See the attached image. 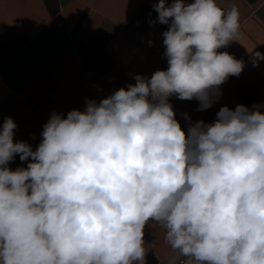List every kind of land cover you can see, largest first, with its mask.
Listing matches in <instances>:
<instances>
[{"label":"clouds","instance_id":"obj_1","mask_svg":"<svg viewBox=\"0 0 264 264\" xmlns=\"http://www.w3.org/2000/svg\"><path fill=\"white\" fill-rule=\"evenodd\" d=\"M154 11L169 25L167 70L53 113L35 150L14 142L11 117L0 124V264H146L149 225L188 264H264L260 105L223 106L185 131L169 103L207 110L241 74L219 51L241 38L239 10L158 0ZM249 53L258 67L264 54ZM16 155L27 167H8Z\"/></svg>","mask_w":264,"mask_h":264},{"label":"crops","instance_id":"obj_2","mask_svg":"<svg viewBox=\"0 0 264 264\" xmlns=\"http://www.w3.org/2000/svg\"><path fill=\"white\" fill-rule=\"evenodd\" d=\"M157 2L0 0V124L8 117L14 120V142L25 141L35 150L53 113L66 117L89 100L99 102L134 84L137 75L150 78L167 70L163 32L169 25L157 21ZM216 2L225 11L239 10L241 38L219 51L242 60L244 68L220 86L222 95L207 110L198 111L196 99L169 97L185 131L190 122L213 123L223 106L260 105L264 112V60L254 67L249 53L264 54V0ZM28 162L16 155L8 167L15 170ZM164 236L162 228L146 226V264H188Z\"/></svg>","mask_w":264,"mask_h":264},{"label":"built area","instance_id":"obj_3","mask_svg":"<svg viewBox=\"0 0 264 264\" xmlns=\"http://www.w3.org/2000/svg\"><path fill=\"white\" fill-rule=\"evenodd\" d=\"M59 24H60L61 27H64L63 22H60ZM64 32H65V34H67V32H68L67 29H64Z\"/></svg>","mask_w":264,"mask_h":264}]
</instances>
